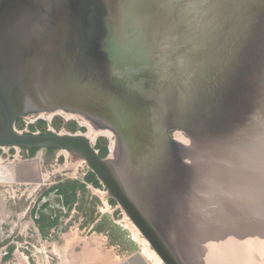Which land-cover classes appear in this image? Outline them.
Listing matches in <instances>:
<instances>
[{
  "label": "water",
  "instance_id": "obj_1",
  "mask_svg": "<svg viewBox=\"0 0 264 264\" xmlns=\"http://www.w3.org/2000/svg\"><path fill=\"white\" fill-rule=\"evenodd\" d=\"M263 97L264 0H0V148L80 157L162 264L181 263L150 219L186 220L183 190L197 189L195 212L224 201L202 190L232 184L264 209L259 183L221 171H264ZM59 107L112 131L147 213L84 136L14 130L23 114ZM174 130L221 158L179 146Z\"/></svg>",
  "mask_w": 264,
  "mask_h": 264
},
{
  "label": "rangeland",
  "instance_id": "obj_2",
  "mask_svg": "<svg viewBox=\"0 0 264 264\" xmlns=\"http://www.w3.org/2000/svg\"><path fill=\"white\" fill-rule=\"evenodd\" d=\"M92 125L84 115L73 111L65 115L56 109L23 114L15 121L14 130L21 134L84 135L98 155L107 159L118 141L113 134L106 136L105 128L97 130ZM169 135L179 136V145L198 156L204 153L221 158L182 131H170ZM233 164L226 162L229 167ZM221 171L229 177L248 176L245 188L259 183L264 189V171L256 167L236 173L228 167ZM237 187L202 190L203 196L211 193L224 198L208 213L189 208L195 198L192 191L198 193L197 189L183 190L186 220L172 223L171 232L166 233L174 236L182 264H264V223L256 222L257 213H262L264 220V209L257 212L251 208L248 202L252 203V197L239 193ZM66 257L78 258L80 264H159L80 157L53 150L31 156L24 149L0 148V264H72L64 261Z\"/></svg>",
  "mask_w": 264,
  "mask_h": 264
},
{
  "label": "bare ground",
  "instance_id": "obj_3",
  "mask_svg": "<svg viewBox=\"0 0 264 264\" xmlns=\"http://www.w3.org/2000/svg\"><path fill=\"white\" fill-rule=\"evenodd\" d=\"M260 104L263 105L264 104V97L260 99ZM56 109H60L63 111H68L65 108H54L52 110H56ZM263 110V108H262ZM261 110V111H262ZM51 111V110H50ZM255 111L256 109L252 110L249 114L250 117L253 118H258L259 116H255ZM261 112L258 114L260 115ZM95 129L100 130L102 128H105V135L108 136L110 134H113L112 131H110L109 128H107L104 124L100 123V122H95L93 121V125H92ZM114 135V134H113ZM116 137V136H115ZM175 142L179 145H181V138L179 136H175L174 137ZM118 142L115 143L113 152L112 154L106 159L108 163H110L113 168L114 171L116 173V176L118 177V179L121 181V183L123 184L126 192L129 194V196L132 198V200L138 205V207L144 212L147 213V210L151 209V207L149 206V204L142 200L141 198V194L140 192H138L139 189V184L136 181L135 177L132 175L130 168L128 166H126L125 163V158L123 157L122 154V148L120 145L117 144ZM179 145V146H180ZM140 190V189H139ZM152 221V223H154L155 225V229L158 231V233L160 234V236L162 237V239L165 241V243L168 245V247L170 248V250L172 251V253L177 257L178 259V253L175 249V246L173 244L172 239L174 238L173 235H168L166 233L171 232L172 229V224L170 225V227H161L159 225H156L155 221L153 219H150ZM172 234V233H171ZM264 240V238H262ZM261 239V240H262ZM155 260H157V262L159 264H161L162 262L160 261L159 258L154 257ZM179 260V259H178ZM180 262V260H179ZM181 263V262H180ZM182 264V263H181Z\"/></svg>",
  "mask_w": 264,
  "mask_h": 264
},
{
  "label": "crops",
  "instance_id": "obj_4",
  "mask_svg": "<svg viewBox=\"0 0 264 264\" xmlns=\"http://www.w3.org/2000/svg\"><path fill=\"white\" fill-rule=\"evenodd\" d=\"M77 260H79V259L75 258V257H66V260L64 258V261H66V263H68V261L71 262L72 264H73V262H75L76 264H80L82 262V261H79V263H78ZM138 264H142V263H138Z\"/></svg>",
  "mask_w": 264,
  "mask_h": 264
},
{
  "label": "flooded vegetation",
  "instance_id": "obj_5",
  "mask_svg": "<svg viewBox=\"0 0 264 264\" xmlns=\"http://www.w3.org/2000/svg\"><path fill=\"white\" fill-rule=\"evenodd\" d=\"M63 113L65 114V115H67L68 113H69V111H63ZM19 118V117H18ZM17 118V119H18ZM16 119V120H17ZM83 126H85L84 124H83ZM29 135H52V134H29ZM59 135V134H58ZM65 136H67V135H65ZM84 136V135H83ZM83 136H80V135H74V136H70V137H83ZM26 151V150H25ZM27 153H30V151H26Z\"/></svg>",
  "mask_w": 264,
  "mask_h": 264
},
{
  "label": "trees",
  "instance_id": "obj_6",
  "mask_svg": "<svg viewBox=\"0 0 264 264\" xmlns=\"http://www.w3.org/2000/svg\"><path fill=\"white\" fill-rule=\"evenodd\" d=\"M37 152H38V150L33 149V150L30 151V155L33 156V155H35V153H37Z\"/></svg>",
  "mask_w": 264,
  "mask_h": 264
}]
</instances>
